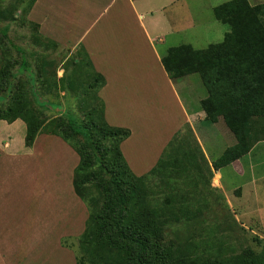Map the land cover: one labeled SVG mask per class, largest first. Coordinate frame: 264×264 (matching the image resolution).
Segmentation results:
<instances>
[{"label":"trees","instance_id":"16d2710c","mask_svg":"<svg viewBox=\"0 0 264 264\" xmlns=\"http://www.w3.org/2000/svg\"><path fill=\"white\" fill-rule=\"evenodd\" d=\"M34 2L29 1L26 12ZM213 15L228 25L222 41L203 49L190 44L169 47L161 63L173 79L197 73L207 92L200 105L208 121L213 123L221 116L234 136L235 143L212 162L214 168H220L264 140V3L250 5L248 0H229L213 7ZM28 22L38 28L36 23ZM6 31L1 30L0 36V96H10V101L0 109V120L22 119L27 147L40 133L54 134L79 156L72 183L76 195L86 204L88 216L79 236L76 264H264V241L259 250L243 248L220 258L180 254L165 238L166 224L182 216L195 217L197 212L186 211L183 202L178 206L179 215L173 211L174 206L156 207L148 198L147 184L153 176L161 181L169 178L175 162L186 161L190 171L203 169L201 158H205L195 140V148L183 152L182 157L177 158L174 149L169 148L170 153L164 152L147 173L136 176L120 150L130 131L106 122L104 103L98 96L105 79L94 70L84 48L79 46V58H74L70 73L64 71L58 79L43 69L38 74L45 80L48 92L71 90L78 96L80 106L85 107V122L77 124L69 116L46 121L28 98L29 92L39 103L35 74L29 70L24 50L11 42ZM13 48L21 54L16 71L5 59ZM23 74L25 80H17ZM78 135L81 140L76 138Z\"/></svg>","mask_w":264,"mask_h":264},{"label":"rangeland","instance_id":"374dc122","mask_svg":"<svg viewBox=\"0 0 264 264\" xmlns=\"http://www.w3.org/2000/svg\"><path fill=\"white\" fill-rule=\"evenodd\" d=\"M29 1L0 0V36L2 35L1 30L6 28V35L11 42L25 52L29 70L36 77L35 90L39 103L33 101L29 92L28 98L38 115L46 121L55 118L65 120L66 116H69L74 117L77 124H83L85 122V107L83 104V107L80 106L78 96H75L71 90L62 91L60 89L57 92H48L45 80H42L38 74L43 69L58 79L64 71L70 73L74 58H79V48L72 44H51L50 40L40 37L38 28L28 22V11L25 10ZM142 1L151 4L149 9H139L140 13L148 12V16L145 17V22H148L151 17L157 15L154 9L158 8L161 2H159L160 0ZM225 1L228 0H174L165 4L164 12L169 17L171 28L160 23L157 24L155 35H152L154 36V46L164 55L169 47L179 44H190L195 49H203L210 43L220 42L224 33L228 31V25L213 17L212 6H217ZM151 14L152 16H150ZM158 19L161 20L160 15ZM167 30H171V33L166 34ZM162 38L164 42H160L159 39L162 40ZM1 57L0 50V66L3 61ZM5 59L6 61L10 60L11 70L16 71L21 54L13 48L5 55ZM17 80L24 81L25 75H20ZM188 97L190 98V90ZM191 97L196 98L195 96ZM9 101L10 96H7L6 99V95H1L0 109L6 108ZM141 108L144 109L142 116L139 115L135 119L129 117L130 123L139 128L135 130L131 143L125 147V153L131 164L133 161L138 165L146 166L155 153L154 144H158V140L153 136L157 131L150 129L149 123L159 118L150 112L151 119L146 106L142 105ZM151 124H154L152 128L160 125L159 123L157 125V122ZM220 125L221 128L218 131L220 139L212 145L215 153L221 147L223 150L235 142L233 135L222 121H220ZM215 129L213 127V130ZM222 131L226 133V136L222 137ZM182 134L183 136L175 140L170 147L177 153V158L180 155L182 157L183 152L195 148L192 132L189 133L187 129H184ZM214 135L216 139V133ZM76 138L81 140L80 135ZM17 145L16 141L15 146ZM222 150L216 155L220 154ZM168 151L170 153V150ZM59 153L58 148L54 147L50 150L51 165L50 162L47 163L42 159L41 152H37V158L28 156L33 159L34 167L28 171V199L24 204L17 201L16 204L23 208H15V213L9 215V223L2 222L0 224L1 252H3V258L7 264H14L16 258L23 259L27 262L26 264H76V256L80 255L78 240L83 229L78 232L45 234L46 231L41 225V214L44 215L48 212L51 214L55 210H59L54 206V203L59 202L57 206L65 211L69 208L71 200L75 199L73 194L66 192V187H71L69 181L66 180V172L61 175H53V163L55 160H59V157L55 158ZM255 156L253 160L255 163L258 162L257 169L255 168L257 186L254 183H249L251 173L247 168L244 175H239L226 166L221 169V172L222 182L227 189L225 191L220 189L217 182L218 177L214 180L215 187H212L209 174L205 172L206 169H191L190 171V164L188 165L186 161L181 164L175 162L171 167L170 177L164 181L158 179L157 176L149 179L148 198L153 205L156 207L168 206L169 209L174 206L173 211L179 215L178 206L183 202V205L187 207L186 211L197 212L195 217L184 218L182 216L179 220H173L166 224L165 238L180 251V254L188 257L192 255L220 258L229 256L243 248L260 249L264 241V144H260ZM239 163H245V160L242 159ZM45 165H50V167ZM237 167H241V164H237ZM181 168L183 170H180ZM135 171L142 172L137 168ZM54 180L61 185L56 187L52 182ZM238 186H243L244 189L242 190V187L238 188ZM256 188L259 189L260 195L257 201L253 196V191ZM237 197L241 198L237 199ZM60 203H63L64 207ZM24 205H28V210L24 208ZM56 230L57 227L55 230L48 229L46 233H57ZM8 238L11 243L5 245ZM31 246H40L42 250L28 251V247ZM33 252L35 255L43 254V256L31 257ZM17 261L18 264H24L19 259Z\"/></svg>","mask_w":264,"mask_h":264},{"label":"crops","instance_id":"0c3cea01","mask_svg":"<svg viewBox=\"0 0 264 264\" xmlns=\"http://www.w3.org/2000/svg\"><path fill=\"white\" fill-rule=\"evenodd\" d=\"M170 1L174 0H160V6L154 9L157 15L145 22L148 12L140 13L139 9H149L151 4L142 0H35L28 12V20L38 25V33L42 38L57 44H72L84 48L94 70L105 79L98 96L104 103L106 122L111 126L124 127L130 131V135L121 142L120 150L130 170L136 176L147 173L162 154L168 152L170 142L183 136L184 129L189 133L191 129L193 138L205 158L204 161L200 157L205 172L209 174L210 186L215 187L214 180L218 177L220 189L224 191L227 189L222 182L221 172L226 166L239 175H244L247 168L251 173L249 183L257 186L255 168L258 162L255 163L253 159L256 157L257 148L260 144H264V140L257 142L241 158L220 168H214L212 162L227 148L222 150L221 147L215 153L212 146L220 139L218 131L221 128L220 121L224 123L223 118L219 116L213 123L208 121L206 112L200 105L207 92L197 73L173 79L168 76L161 63L163 54L154 46L152 35H155L159 23L171 28L169 17L164 12L165 4H169ZM248 2L250 5L264 3L262 0H248ZM215 6H212V14ZM165 33L170 34L171 30ZM159 40L164 42L163 38ZM142 105L146 106L148 114L151 112L150 114H156L159 118L154 121L157 125L160 124L158 127L152 128L153 121L149 123L150 129L157 131L153 136L158 140V144H154L155 153L146 166L138 165L133 161L132 166L126 156L125 147L131 143L135 130L139 127L130 123L129 117L135 119L139 115L142 116L144 114ZM150 114L149 117L152 119ZM213 127L216 129L213 130ZM25 130L26 125L20 118L12 122L0 120V224L9 223V215L15 213V208H23L16 204L17 201L24 204L28 199V171L34 169L33 159L28 156L37 158V152H41L42 159L47 163L50 162L51 165L49 152L55 147L60 153L55 157H59V160L53 163V175L66 172V180L71 184L70 188L66 187V192L73 194L75 199L71 200L69 208L65 211L57 206L59 202L54 203L59 210L51 214L49 212L41 214V225L46 232L57 227V233L45 232V234L78 232L84 229L88 209L76 195L72 183L73 171L79 162L78 154L61 137L47 133L38 134L33 144L27 147L24 144ZM221 135L226 136V133L222 131ZM16 141L17 146H15ZM221 150L222 152L216 155ZM242 159L245 163H239ZM237 164H241V167H237ZM50 165L45 166L50 167ZM134 167L142 172H136ZM52 182L56 187L61 185L56 180ZM241 187L243 190V186H238ZM253 193L257 201L260 196L259 189L256 188ZM60 204L64 207L63 203ZM24 208L28 210V205H24ZM10 243L11 240L8 238L4 244L10 245ZM30 250L36 251L42 248L31 246L28 247V251ZM3 256L0 244V264H7ZM35 256H43V254L35 255L33 252L31 257ZM18 259L24 264L27 263L21 258H16L14 264H18Z\"/></svg>","mask_w":264,"mask_h":264}]
</instances>
